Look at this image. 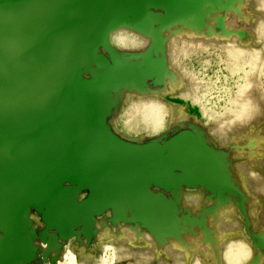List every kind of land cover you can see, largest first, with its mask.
<instances>
[{
	"label": "rangeland",
	"instance_id": "rangeland-1",
	"mask_svg": "<svg viewBox=\"0 0 264 264\" xmlns=\"http://www.w3.org/2000/svg\"><path fill=\"white\" fill-rule=\"evenodd\" d=\"M77 1L42 0L41 25L56 26L52 35H42L38 31L31 34L16 25L19 34L36 37L35 40L40 41V50L43 46L37 56L35 54L28 59L29 63H36L46 72L42 76L44 86L35 93L37 100H30L29 103L28 98L33 95L30 89L21 91L23 95L13 101L19 106L7 103L12 98L8 94L11 88L8 74L12 66L7 62L3 68L7 82L0 83V206H4L5 213L0 215V264H32L38 251L33 247L34 240L49 245L46 258L53 250L58 258L60 246L56 244L57 239L65 240L61 242L63 245L75 243V237H71L73 235L78 240L80 236H85L91 243L95 236L94 217L108 209L113 211L114 225L118 220L130 219L132 223L146 228L162 246L164 237L180 239L181 232L191 233L193 228L184 224L189 214L180 208L179 193L182 187L202 186L210 197L217 200V205L229 196L238 197L233 187L234 180L227 171L230 167L227 154L216 151L215 146L210 147L203 131L191 122L185 131L177 132L175 136L168 133L157 140L145 141L141 146L119 140L106 125L109 117L118 111L124 91L143 93L148 91L146 82L152 87H159L165 76L174 79L168 73L164 60L166 41L161 35L163 28L192 16L193 23L187 26H195L199 30L206 26L209 13L217 8L222 13L238 10L224 3L216 7L209 0H96L90 8L84 0ZM7 2L11 12L7 14L3 9L5 3L0 2V37L4 41L0 42L1 67L2 60H9V55L15 53V48L9 43L15 31L13 4L12 0ZM230 2L229 5L232 4ZM205 3L213 5L209 12L203 11ZM150 9H160L162 14L153 15ZM173 19L175 21H171ZM77 20L81 24L78 29L74 24ZM196 22L199 24L195 25ZM216 24L223 34L222 17ZM121 26L148 36L151 39L149 49L144 54L133 55L119 54L109 48L107 33ZM100 47L107 52L106 56H102L106 60V67L99 75L105 82L99 86L102 87L99 91L85 92L78 75L81 78L85 74L91 77L92 66L80 72L77 69L89 66L92 54L101 56L98 52ZM22 69L24 71L25 68ZM106 74L108 77L105 78ZM131 84H135L134 87L126 86ZM170 97H165L169 104L183 107L190 116L199 118L198 109L177 97ZM38 116L44 127L42 137ZM21 127L23 135L16 136V130ZM5 130L12 132L17 143L15 147L8 140ZM109 143L115 153L110 151ZM55 158L57 161L52 164ZM223 166L227 186L221 193L215 189L219 188L218 176ZM19 184L37 191L38 196L41 195L40 200L23 196L24 187L18 188ZM66 184L70 187H65ZM155 187L169 193V196L165 198L151 193L149 189ZM101 192L105 194L102 203L93 207ZM80 194L86 199L83 203H77ZM237 202L244 212L247 200ZM161 204H164L163 208ZM169 209L172 218L168 222L165 214ZM32 211L37 213L34 222L40 224L41 218L45 225L38 233L32 231V225L27 220V215ZM215 211L216 206L213 211L211 208V213L215 214ZM124 212H128L129 217H125ZM245 221L249 232L246 218ZM77 228L80 229L79 233L76 232ZM49 230H54L57 235L49 236ZM249 233L252 238V233ZM10 249L15 251L12 262L11 259H3ZM51 264H55V259Z\"/></svg>",
	"mask_w": 264,
	"mask_h": 264
},
{
	"label": "clouds",
	"instance_id": "clouds-1",
	"mask_svg": "<svg viewBox=\"0 0 264 264\" xmlns=\"http://www.w3.org/2000/svg\"><path fill=\"white\" fill-rule=\"evenodd\" d=\"M211 7L205 3L203 11ZM231 7L238 12L222 13L217 8L199 30L187 26L193 23L191 17L163 28L164 60L174 79L165 76L159 87L146 82L148 91L143 93L124 91L118 111L106 125L119 140L141 146L168 133L175 136L191 122L203 131L210 147L227 154L233 187L247 200L244 212L233 196L217 205L202 186L182 187V212L195 217L216 206L214 215L204 217L211 242L200 228L193 227L191 233L181 232L180 239L164 237L161 246L146 228L130 219L114 225L113 211L108 209L94 217L91 243L85 236L78 240L73 235L75 243L63 245L65 240L57 239L58 258L55 250L46 258L49 245L34 240L38 251L32 264H51L53 259L55 264H264V249L255 246L245 221L252 235L264 239V0H235ZM150 11L162 14L160 9ZM221 17L223 34L216 24ZM106 39L119 54H144L151 45L148 36L123 26L109 31ZM98 52L107 55L104 47ZM168 96L191 104L199 118L169 104ZM149 191L169 196L158 187ZM85 200L83 194L78 195L77 203ZM35 214L30 212L27 220L38 233L45 225L41 218L40 224L34 222ZM48 235L57 233L49 230Z\"/></svg>",
	"mask_w": 264,
	"mask_h": 264
},
{
	"label": "bare ground",
	"instance_id": "bare-ground-1",
	"mask_svg": "<svg viewBox=\"0 0 264 264\" xmlns=\"http://www.w3.org/2000/svg\"><path fill=\"white\" fill-rule=\"evenodd\" d=\"M2 3H5V7L3 9H5V14H7V12L9 11V6H8V2L7 0H1ZM0 1V2H1ZM27 3L25 2V0H12V4H13V7H12V10H13V16H12V20L14 21L15 23V31L14 34L10 37V40H9V43H10V46L14 47L15 48V53L13 55H9V60H7L6 58H4L2 60V67L0 66L1 70H0V83H4L5 81L7 82V80H5L4 78V74H3V68L6 66V63H10V65L12 66V68L9 70V74H8V80H9V84L11 86L10 88V91H8V94L12 95V98L10 100L7 101L10 102L12 105H14V107L16 106H19L17 105L16 103H14L13 101L18 99V96H22V92L21 91H26V90H30L32 89L33 91V95L31 96V98H28L29 101H35L38 99L37 97V94L36 93V90L38 91L39 89H41L43 86H44V77L42 79V76H45L46 75V72L44 71V69H40V67L36 64V63H29L28 62V59H30L31 56H37L38 52H41V50L43 49L41 46V50L39 48V43L40 41H37L35 40L36 37L34 36H27V35H24V34H19L17 32V29H16V25H20L22 27V29H24V31L28 32V33H31V34H34L36 33V31L38 32H42V35H44V33L46 35H52L54 32H55V29H56V26H54L53 24L51 26H43L41 24H43L41 22V18H42V9H41V4H42V0H26ZM79 1V0H78ZM77 1V3H78ZM83 1V0H82ZM96 0H84V2L86 3L85 5H89V8L91 7V5H93V3H95ZM190 1V0H189ZM200 1V0H199ZM214 6H218V5H228V7H231L232 4H228V2H230V0H209ZM193 2V1H192ZM191 2V3H192ZM234 2V1H233ZM183 3V2H182ZM202 3V2H201ZM224 3V4H223ZM232 3V2H230ZM212 5V6H213ZM216 6V7H217ZM201 7V6H200ZM88 8V10H89ZM232 8V7H231ZM230 8V9H231ZM191 10V9H190ZM236 10V9H235ZM0 12H1V3H0ZM10 12V11H9ZM11 13V12H10ZM204 13V12H202ZM184 14V13H183ZM194 14V13H193ZM108 15V14H107ZM188 15V14H187ZM192 15V14H191ZM172 17V16H171ZM192 17V16H191ZM170 18V17H169ZM176 19V18H175ZM175 19L171 20V21H175ZM104 21V20H103ZM196 21V20H195ZM199 22V21H198ZM147 23V22H146ZM74 24H75V27L78 29V28H81V24L80 22L77 20V21H74ZM124 24V23H123ZM199 23H195V25H198ZM146 25V24H144ZM195 27V26H194ZM57 33V32H56ZM102 33V32H100ZM56 36V34H55ZM52 37V38H55ZM39 37V36H38ZM37 37V38H38ZM43 37V36H42ZM40 39V38H39ZM50 40V39H49ZM4 42L2 40V37H0V42ZM93 45V44H92ZM90 48V47H89ZM87 51V50H86ZM93 53V52H92ZM6 57V56H5ZM91 60H90V63H89V66L85 67V68H82V69H77V72H80V71H83L84 69L86 68H89L90 66H92V75L91 77L88 75V74H85L84 77L81 78V76L78 75V79L80 80V82L83 84L81 85V88L83 90H85V92H94V91H99L98 89L102 88V87H99L101 86L102 83H104L105 81L102 80V78H100V72L102 70L103 67H106L105 66V61H104V57L102 56H99L97 54H92L91 56ZM27 59V60H25ZM85 59V58H84ZM25 60V61H24ZM19 62V63H18ZM19 64L21 65V67H19ZM91 64V65H90ZM134 64V63H132ZM148 64V63H147ZM56 65V64H54ZM131 65V64H130ZM19 67V68H16V67ZM132 66V65H131ZM25 68L24 71L22 68ZM42 68V67H41ZM75 68V67H74ZM128 68V67H127ZM133 68V67H132ZM138 68V67H137ZM55 69H57V67L55 66ZM76 70V69H75ZM134 70V69H133ZM58 71V70H57ZM74 71V70H73ZM105 71V70H104ZM102 71V72H104ZM108 70H106L105 72H107ZM138 71V70H137ZM59 72V71H58ZM76 72V73H77ZM115 72V71H114ZM60 73V72H59ZM74 74V72H73ZM103 74V73H102ZM108 74V73H107ZM106 74V75H107ZM159 74V73H158ZM157 74V75H158ZM105 75V78L108 77V75L106 76ZM156 75V74H155ZM104 76V75H103ZM102 76V77H103ZM75 77V76H74ZM85 77H88V79H85ZM104 78V77H103ZM104 78V79H105ZM47 79V78H46ZM107 80V79H106ZM119 82V81H118ZM142 84V83H141ZM123 85V84H122ZM133 85L135 84H131V85H126L127 87L128 86H131V87H134ZM138 85V84H137ZM99 87V88H98ZM137 87V86H136ZM135 87V88H136ZM127 89V88H126ZM96 95V94H95ZM173 97V96H171ZM170 97V98H171ZM175 98V97H174ZM178 98V97H177ZM180 99V98H179ZM182 100V99H180ZM109 101V99H108ZM183 102H185L184 100H182ZM186 103V102H185ZM111 105V104H110ZM11 128V127H10ZM23 127L21 128H18L16 130V133L15 134L16 136L19 134V135H23V130H21ZM22 131V132H21ZM5 134L6 136L8 137V140L12 143V145L15 147V138L12 134V132L10 131H6L5 130ZM18 135V136H19ZM12 138H14L13 140H11ZM15 141V142H14ZM53 141V140H52ZM101 141V140H99ZM17 144V143H16ZM110 144V143H109ZM107 144L110 151L112 150L114 153H115V149L112 147V145L110 144ZM17 146V145H16ZM107 147V148H108ZM205 149V148H204ZM203 149V150H204ZM206 150V149H205ZM197 151V150H196ZM199 151V150H198ZM178 152V151H177ZM208 152V151H207ZM189 154V153H188ZM203 154H205L203 152ZM175 155V154H174ZM201 155V154H200ZM210 154H208L207 157H209ZM177 156V155H176ZM160 157V156H159ZM199 157V156H198ZM205 157V156H203ZM206 157V158H207ZM212 157V156H211ZM179 158V157H178ZM205 158V159H206ZM224 158V157H222ZM200 159V158H198ZM203 158L201 159V162H202ZM208 160V159H207ZM211 160V159H210ZM221 160H224V159H221ZM57 161V158L55 159H52V164L56 163ZM59 161V160H58ZM197 161V160H196ZM177 162V161H176ZM194 162V161H192ZM192 162H191V165H192ZM198 162V161H197ZM200 162V160H199ZM209 162V161H208ZM196 163V162H195ZM207 164V163H206ZM213 164V162H212ZM190 165V164H188ZM187 165V166H188ZM197 166V165H196ZM194 166V167H196ZM202 166H204V164H202ZM206 166V165H205ZM215 166V164L213 165ZM212 166V167H213ZM198 167V166H197ZM211 167V165H210ZM207 168V167H205ZM208 169V168H207ZM206 169V171L208 172V170ZM210 171V170H209ZM220 171V170H219ZM186 172V171H185ZM222 173H220V175L218 176V183H219V188L216 187L215 191L216 192H221L223 193L224 190H225V179H224V175H225V171H224V166H223V170L221 171ZM190 173V172H189ZM197 173V172H196ZM198 173H201L198 172ZM187 174H188V171H187ZM215 174V173H214ZM228 174V173H227ZM200 175V174H199ZM217 175V174H216ZM215 175V176H216ZM197 176V175H196ZM193 177V176H192ZM217 177V176H216ZM215 177V178H216ZM228 177V176H227ZM214 178V177H212ZM217 180V178H216ZM215 180V181H216ZM213 181V180H212ZM228 181V180H227ZM14 186H16V184H13ZM21 186H23L24 188L22 189V193H23V196H26V197H29V198H34V200H40V196H38V192H34L33 190H30L27 186L25 187V185H22V184H19L17 187L21 189ZM223 187V188H222ZM214 190V189H213ZM236 193L238 194V197L235 198L237 201H240V202H245L246 201V198L239 192V190L236 188ZM104 196L105 194L101 192V194L97 197L96 201L94 202L93 204V207H96L98 205H100L104 199ZM151 198V197H150ZM153 201V200H152ZM159 201V200H157ZM152 204V203H151ZM158 204V203H157ZM77 205V203H76ZM162 205V204H161ZM243 205V204H242ZM152 206V205H151ZM157 206V205H156ZM155 207V206H153ZM164 207V204L162 205V208ZM157 208V207H155ZM167 208V207H166ZM169 208V206H168ZM167 208V209H168ZM173 209V208H172ZM152 210V209H151ZM157 210V209H156ZM165 210V209H164ZM215 210V208H214ZM155 211V210H154ZM174 211V210H173ZM212 211H213V208H212ZM160 212V211H159ZM5 213V208L4 206L1 204L0 206V215H4ZM150 213V212H149ZM153 213V211H152ZM162 213V212H161ZM211 213V209H203L201 211V213H199L197 216L193 217V216H190L188 215V217H184L186 219V221H184L185 223L184 224H187L186 226H192V227H198L200 228L204 233H205V237L206 239L211 242V233H209L206 229V222H205V215H210ZM165 214V213H164ZM175 214V213H174ZM214 214V213H211V215ZM149 215V214H148ZM163 215V214H162ZM174 216V215H173ZM178 216H182V215H179ZM154 217V216H153ZM165 217L168 219L166 221H171L170 218H172V214H171V211L170 209L167 211L166 210V214H165ZM175 217V216H174ZM179 218V217H178ZM165 219V218H164ZM184 219V220H185ZM165 221V222H166ZM176 221H179V220H176ZM180 223V222H179ZM167 224V223H166ZM168 225V224H167ZM171 225V223H170ZM248 226L250 227V225L248 224ZM179 229V228H178ZM249 230V229H248ZM251 232V227H250V231ZM248 232V233H249ZM250 234V233H249ZM252 235V234H251ZM253 239L255 240V246L257 248H261V249H264V239H261L255 235H252ZM14 249H16L15 251H18L19 249L14 247ZM24 249V248H23ZM11 251H9V253H5V257H3V259H6V260H10L13 256H15V251L10 249ZM19 252V251H18ZM18 255V254H17ZM258 259V257H257ZM13 261V259H11V262ZM6 263H9V261H7ZM255 264V262H254Z\"/></svg>",
	"mask_w": 264,
	"mask_h": 264
},
{
	"label": "water",
	"instance_id": "water-1",
	"mask_svg": "<svg viewBox=\"0 0 264 264\" xmlns=\"http://www.w3.org/2000/svg\"><path fill=\"white\" fill-rule=\"evenodd\" d=\"M29 101V100H28ZM23 102H25V101H23ZM21 103V102H20ZM29 103H30V101H29ZM28 103V104H29ZM22 106V105H21ZM25 109H26V107H24ZM28 115V114H27ZM38 125L41 127V137H42V135H43V133H44V127H43V125L41 124V121H40V119H39V116H38ZM29 127H31V124H29Z\"/></svg>",
	"mask_w": 264,
	"mask_h": 264
}]
</instances>
